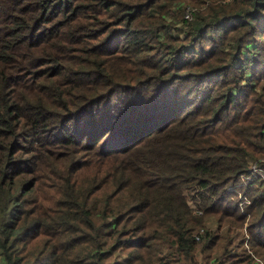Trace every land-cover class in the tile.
Segmentation results:
<instances>
[{
	"label": "trees",
	"instance_id": "16d2710c",
	"mask_svg": "<svg viewBox=\"0 0 264 264\" xmlns=\"http://www.w3.org/2000/svg\"><path fill=\"white\" fill-rule=\"evenodd\" d=\"M251 163L264 0H0L6 264H259Z\"/></svg>",
	"mask_w": 264,
	"mask_h": 264
},
{
	"label": "built area",
	"instance_id": "2783aa9c",
	"mask_svg": "<svg viewBox=\"0 0 264 264\" xmlns=\"http://www.w3.org/2000/svg\"><path fill=\"white\" fill-rule=\"evenodd\" d=\"M239 180L240 181L238 183L230 185L227 188V192L229 193L238 192V189L240 187L246 186L252 182H260L262 187L264 188V168L256 163H251L248 171L242 174ZM238 197L240 199L239 205L243 210V207L245 205L250 204V200L246 196L242 195L240 192H238Z\"/></svg>",
	"mask_w": 264,
	"mask_h": 264
},
{
	"label": "rangeland",
	"instance_id": "374dc122",
	"mask_svg": "<svg viewBox=\"0 0 264 264\" xmlns=\"http://www.w3.org/2000/svg\"><path fill=\"white\" fill-rule=\"evenodd\" d=\"M248 220H249V218H248ZM248 220L245 223V229H247ZM207 225H208V228L211 230H215L217 227V223L215 222L214 219H209ZM247 241H248V237L246 238V243H247ZM256 260H258V258ZM259 261H260V262H258L259 264H264V261L262 259H259ZM0 264H6L2 256H0Z\"/></svg>",
	"mask_w": 264,
	"mask_h": 264
}]
</instances>
